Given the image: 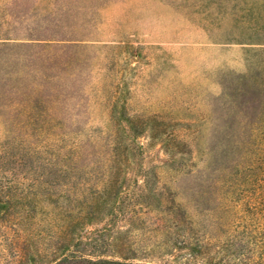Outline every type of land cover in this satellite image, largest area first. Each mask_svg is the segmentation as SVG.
Wrapping results in <instances>:
<instances>
[{"label": "rangeland", "instance_id": "1", "mask_svg": "<svg viewBox=\"0 0 264 264\" xmlns=\"http://www.w3.org/2000/svg\"><path fill=\"white\" fill-rule=\"evenodd\" d=\"M254 192L264 0H0V264H264Z\"/></svg>", "mask_w": 264, "mask_h": 264}, {"label": "trees", "instance_id": "2", "mask_svg": "<svg viewBox=\"0 0 264 264\" xmlns=\"http://www.w3.org/2000/svg\"><path fill=\"white\" fill-rule=\"evenodd\" d=\"M260 185H257L259 187ZM254 200L255 211L264 216V197H261L255 192L250 195ZM81 244H75L73 249L68 250L64 256L53 264H136L125 260L111 259L104 255L86 254L83 249H80Z\"/></svg>", "mask_w": 264, "mask_h": 264}]
</instances>
